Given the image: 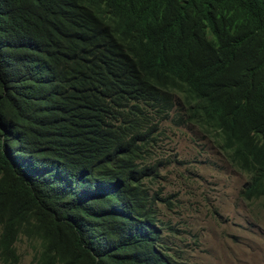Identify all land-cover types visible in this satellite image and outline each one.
I'll return each instance as SVG.
<instances>
[{
    "label": "trees",
    "instance_id": "1",
    "mask_svg": "<svg viewBox=\"0 0 264 264\" xmlns=\"http://www.w3.org/2000/svg\"><path fill=\"white\" fill-rule=\"evenodd\" d=\"M166 121L264 198V0H0V261L181 264L146 182Z\"/></svg>",
    "mask_w": 264,
    "mask_h": 264
},
{
    "label": "rangeland",
    "instance_id": "2",
    "mask_svg": "<svg viewBox=\"0 0 264 264\" xmlns=\"http://www.w3.org/2000/svg\"><path fill=\"white\" fill-rule=\"evenodd\" d=\"M164 127L160 165L146 182L171 203L157 206L177 228L181 264H264V199L241 195L251 176L229 162L205 128L170 121ZM16 248L17 264H34L30 241L22 237Z\"/></svg>",
    "mask_w": 264,
    "mask_h": 264
},
{
    "label": "clouds",
    "instance_id": "3",
    "mask_svg": "<svg viewBox=\"0 0 264 264\" xmlns=\"http://www.w3.org/2000/svg\"><path fill=\"white\" fill-rule=\"evenodd\" d=\"M221 149V148H220ZM222 150V149H221ZM223 151V150H222ZM229 160V159H228ZM230 162V161H229ZM231 163V162H230ZM232 164V163H231ZM233 165V164H232ZM234 166V165H233ZM237 168V167H236ZM240 170V169H239ZM243 172V171H242ZM248 174V173H247ZM250 175V174H249ZM251 176V175H250ZM251 182V181H250ZM249 182V183H250ZM245 189V188H244ZM243 191V190H242ZM257 199H259V198H257ZM264 199V198H263ZM253 200V199H252Z\"/></svg>",
    "mask_w": 264,
    "mask_h": 264
}]
</instances>
